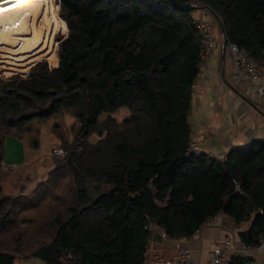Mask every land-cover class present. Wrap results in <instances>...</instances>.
Segmentation results:
<instances>
[{"label":"trees","instance_id":"trees-1","mask_svg":"<svg viewBox=\"0 0 264 264\" xmlns=\"http://www.w3.org/2000/svg\"><path fill=\"white\" fill-rule=\"evenodd\" d=\"M175 1L195 6L58 0L59 24L51 3L52 16H44L49 34L67 27L51 62L58 65L37 61L24 75L0 78V164L8 135L38 147L32 120L63 107L78 122L71 141L55 133L65 152L32 190L11 194L0 186V264L30 256L45 264H145L152 226L171 238L189 236L218 212L236 224L248 221L240 241L257 243L264 224V138L224 156L195 150L188 114L202 61L192 8L217 14L226 42L261 61L264 0ZM121 107L126 114L116 119L111 112ZM93 133L98 138L91 142ZM46 197L51 209L29 215ZM228 264L256 263L235 255Z\"/></svg>","mask_w":264,"mask_h":264},{"label":"crops","instance_id":"crops-1","mask_svg":"<svg viewBox=\"0 0 264 264\" xmlns=\"http://www.w3.org/2000/svg\"><path fill=\"white\" fill-rule=\"evenodd\" d=\"M206 64L208 69L200 73L193 84L188 114L196 150L224 156L233 146L253 138H264V100L250 84L238 85L229 78L231 55L226 46L224 50L222 48V35L217 38ZM9 143L12 155H21L20 143L15 141L14 146L12 140ZM21 157L23 164L27 155L22 153ZM248 225V221L236 224L231 216L222 215L218 221L202 226L199 235L189 241L192 263L206 264L213 241L227 232L240 241L239 231ZM146 248L145 264H152L150 256L153 254L174 257L177 251L172 239L156 226L150 229ZM250 256L256 264H264L263 248L254 250Z\"/></svg>","mask_w":264,"mask_h":264},{"label":"rangeland","instance_id":"rangeland-1","mask_svg":"<svg viewBox=\"0 0 264 264\" xmlns=\"http://www.w3.org/2000/svg\"><path fill=\"white\" fill-rule=\"evenodd\" d=\"M51 2H52V5L55 7V16L57 18V21H58V17L59 19L62 20L63 18L59 14L58 0H51ZM50 7L41 8L42 18L37 24V29L39 30V34L41 36H44L41 34V32L45 33L46 31L48 32V37L51 36L49 39L52 41L48 39L47 34H45L44 36L45 38H47V41L50 45V47L45 52L48 53L50 49L51 51L47 57L39 58L38 60L32 63L45 60L49 66L54 67L58 65V64L57 65L51 64L53 57L54 59L57 57L58 35H66L67 27L65 23L63 22L66 27L65 29L63 28L62 30L55 31L57 27L56 26L54 30L49 34V32L52 30V26L48 24V22L44 19V16L45 17L52 16L53 10L50 9ZM191 13L201 18H208V20L211 22V25L214 27L215 41H217V38L221 37L222 34H220L221 31L218 26V23L214 19V16L210 13L209 10L205 8L194 7L192 8ZM62 21H64V19ZM57 24H59V21L57 22ZM45 52H42V53H45ZM46 58H51V60L49 61ZM29 61H30V57L27 53H22L19 57L18 62L12 61L11 58L0 57V78L7 79L13 73H18L21 75L26 74L29 67L25 71L23 70V66L26 64L32 65V63ZM57 63H58V58H57ZM10 66L12 68H10ZM231 80L235 82V80L233 79ZM106 114H107L106 112H102L99 115V119L104 118ZM111 114L114 115L116 119H120L124 114H126V109L125 107H121L117 109L116 111L111 112ZM32 121L34 123L36 122L37 123L36 125L39 126V135H38L39 145L38 147L32 148L28 144L29 142L26 138H25L26 141H23V140H19L17 137L13 135H8L5 139V157L2 160V163L0 164L2 165L0 167V186L2 188V191L5 193L15 194L19 191L29 192L35 187V185L40 179L46 178V176L48 175V170L53 166V161L57 157L51 153L52 147L62 146L61 141L57 138L58 137L57 134L61 133L63 134L65 139H67L68 141H71L74 135V132L78 128L77 120L70 115L67 109H63V107H60L57 111L53 112L51 115H49L46 118H41V119L38 118ZM53 121H57V124H58L57 128L52 129ZM97 138L98 136L95 133H93L89 137V140L93 142ZM11 140H12L13 146H14L15 141L20 143V147L22 148L21 155L18 156L17 153H14V155H12V150H11L10 143H9ZM22 153L23 155L25 154L27 155V159H25L26 162H24L23 164H21ZM13 164L17 166H13ZM65 182L66 183L68 182V177L67 176L61 177L59 180V186L56 188V190L61 194H64L63 191L66 187ZM44 201L45 202L44 203L42 202L40 207L38 206L36 209L30 210L28 212L29 215L36 214L39 212H46V211L48 212L51 208L47 206L49 204H52V202L51 200H48L47 197L45 198ZM46 201L47 203L49 201V204H47ZM13 264H44V262L36 256H30V257H16L14 259Z\"/></svg>","mask_w":264,"mask_h":264},{"label":"built area","instance_id":"built-area-1","mask_svg":"<svg viewBox=\"0 0 264 264\" xmlns=\"http://www.w3.org/2000/svg\"><path fill=\"white\" fill-rule=\"evenodd\" d=\"M194 20L196 22V29L201 37L200 57L202 61L196 76L197 78L200 73H203L208 69V65L206 64L207 59L213 47L216 45V41L214 27L211 25L208 18L194 16ZM225 46L231 55V71L229 78L235 80L238 85L250 84L255 89L259 97L264 100V59L258 61L257 59L251 57L244 47L239 46L235 42H225ZM190 141L191 148L196 150V144L192 141V138ZM64 152L65 151L62 146H54L51 150V153L57 157H61ZM232 181L235 188L238 189L239 182L235 179ZM259 212L262 213L263 211L259 209ZM222 215L226 214L224 212L214 214L210 219L200 224V226L197 227L189 236H180L175 238L170 237L173 241L175 249L177 250L174 257H167L163 254H153L150 256L151 263L171 264L177 262L178 264H193L189 241L199 235L202 226L218 221ZM261 229L262 231L259 233L258 241L255 245L236 241L234 235L229 232L215 239L210 248L206 264H228L232 256L251 255L253 251L258 248L264 249V224ZM161 231L163 232V230Z\"/></svg>","mask_w":264,"mask_h":264},{"label":"bare ground","instance_id":"bare-ground-1","mask_svg":"<svg viewBox=\"0 0 264 264\" xmlns=\"http://www.w3.org/2000/svg\"><path fill=\"white\" fill-rule=\"evenodd\" d=\"M51 3V0H0V57L18 62L20 55L27 53L32 63L46 53L50 45L39 34L37 24L42 18L41 8ZM29 65L21 66L26 70Z\"/></svg>","mask_w":264,"mask_h":264},{"label":"water","instance_id":"water-1","mask_svg":"<svg viewBox=\"0 0 264 264\" xmlns=\"http://www.w3.org/2000/svg\"><path fill=\"white\" fill-rule=\"evenodd\" d=\"M171 2H172L174 5H176L177 7L181 8V9H184V10H187V9H189L190 7L195 6V4L190 3V2H188V1H186V2H182V3H178V2H176L175 0H171ZM212 13H213V12H212ZM213 16H214V19L217 21L218 26H219V28H220V31H221V33H222V48H223V50H224V48H225V42H226V38H225L224 33H223V31H224L223 24H222V22H221L219 16H217V14L213 13ZM32 64H33V63H32Z\"/></svg>","mask_w":264,"mask_h":264}]
</instances>
